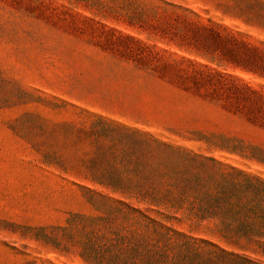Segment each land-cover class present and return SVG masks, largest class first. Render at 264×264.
Masks as SVG:
<instances>
[{"label":"rangeland","instance_id":"1","mask_svg":"<svg viewBox=\"0 0 264 264\" xmlns=\"http://www.w3.org/2000/svg\"><path fill=\"white\" fill-rule=\"evenodd\" d=\"M101 1L0 0V264H83L25 227L97 213L100 116L264 178V0Z\"/></svg>","mask_w":264,"mask_h":264},{"label":"trees","instance_id":"2","mask_svg":"<svg viewBox=\"0 0 264 264\" xmlns=\"http://www.w3.org/2000/svg\"><path fill=\"white\" fill-rule=\"evenodd\" d=\"M116 3L133 19L154 10ZM84 134L97 213L72 212L51 231L27 226L31 238L83 264H264V178L101 116Z\"/></svg>","mask_w":264,"mask_h":264}]
</instances>
